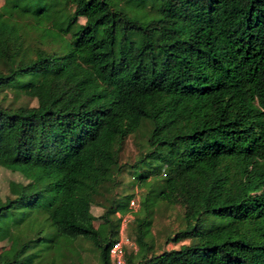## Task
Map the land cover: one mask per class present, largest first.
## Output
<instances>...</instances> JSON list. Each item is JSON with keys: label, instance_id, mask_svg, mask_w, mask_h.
Returning a JSON list of instances; mask_svg holds the SVG:
<instances>
[{"label": "trees", "instance_id": "16d2710c", "mask_svg": "<svg viewBox=\"0 0 264 264\" xmlns=\"http://www.w3.org/2000/svg\"><path fill=\"white\" fill-rule=\"evenodd\" d=\"M4 2L0 94L35 104L0 97V167L20 176L0 199L14 248L0 264H79L83 242L109 264L132 194L94 198L121 182L120 142L138 132L127 263L264 264V0ZM158 204L184 224L167 241L187 243L154 252Z\"/></svg>", "mask_w": 264, "mask_h": 264}, {"label": "rangeland", "instance_id": "374dc122", "mask_svg": "<svg viewBox=\"0 0 264 264\" xmlns=\"http://www.w3.org/2000/svg\"><path fill=\"white\" fill-rule=\"evenodd\" d=\"M0 10L6 15L9 14L11 9L5 5L4 0H0ZM67 12L72 17L73 21L82 22L83 17L78 16L75 12V7L73 5H68L66 7ZM1 104L4 107H17L20 105L31 106L35 104V100L33 98L27 97L24 94L16 95L14 92L10 90H5L2 94H0ZM145 124L143 127H147ZM144 130V129H142ZM143 139L142 133L138 132L135 135L128 134L125 136L120 142L118 148V164L123 165V168L120 172L117 173V178L121 181L117 186L111 185L110 183L104 185L99 189V195H97L94 199L97 203L102 205H106L108 199L113 195L121 194L123 189V194L131 193L132 196L128 200V210L124 213L116 212L113 215V219H117V227H116V236L118 235V231H121V234L124 235L128 240L133 241L132 238V222L131 219L133 217V211L137 209V202L139 195L142 194L143 189H140L136 185H132L127 188L126 183L131 180L130 171L131 169L126 167V165L131 164L135 161L140 155V149L138 146V142L141 143ZM163 171V169H160ZM162 175V172H161ZM151 181L154 178H150ZM20 180V176L16 172H11L5 168L0 167V199H3L4 196L8 193L7 183L8 181ZM155 180V179H154ZM127 188V189H126ZM101 212V207L99 204H92L89 210V216L92 220V224L96 226L99 223L97 218V214ZM124 222V225L120 227V222ZM183 221L180 217V210L176 205H165L158 204L155 206L153 210L152 220L150 224L149 234L150 238L153 241V250L154 252H158L162 249H170L176 248L181 243H187L188 240L178 241L176 243H172L167 241V236H171V233L176 232L183 227ZM136 246V245H135ZM14 248L11 244L9 238L0 239V254H4L5 257H10ZM80 251V263L79 264H92L97 261L96 251L93 246L87 242L81 243ZM130 252L134 253L135 249ZM74 263L76 262L73 261Z\"/></svg>", "mask_w": 264, "mask_h": 264}, {"label": "built area", "instance_id": "2783aa9c", "mask_svg": "<svg viewBox=\"0 0 264 264\" xmlns=\"http://www.w3.org/2000/svg\"><path fill=\"white\" fill-rule=\"evenodd\" d=\"M124 225L121 219L120 227ZM135 249V243L128 240L121 231H118V235L108 248L109 264H128L125 258V253Z\"/></svg>", "mask_w": 264, "mask_h": 264}]
</instances>
